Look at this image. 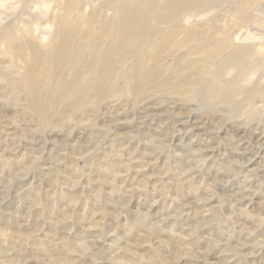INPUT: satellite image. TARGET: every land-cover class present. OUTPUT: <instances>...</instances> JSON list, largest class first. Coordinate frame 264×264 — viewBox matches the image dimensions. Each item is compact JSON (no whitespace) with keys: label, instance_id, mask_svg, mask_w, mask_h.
<instances>
[{"label":"rangeland","instance_id":"374dc122","mask_svg":"<svg viewBox=\"0 0 264 264\" xmlns=\"http://www.w3.org/2000/svg\"><path fill=\"white\" fill-rule=\"evenodd\" d=\"M130 1L0 0V264H264V0Z\"/></svg>","mask_w":264,"mask_h":264},{"label":"bare ground","instance_id":"6f19581e","mask_svg":"<svg viewBox=\"0 0 264 264\" xmlns=\"http://www.w3.org/2000/svg\"><path fill=\"white\" fill-rule=\"evenodd\" d=\"M46 1L47 0H42V2H44V3ZM126 1H129L127 6H124V7L120 8L118 11H116L119 15L118 16V23H117V31H119V32L128 31L129 25H134V23H136L138 21V18L136 16H134L130 12V9H129V6L131 5L132 2L130 0H126ZM216 1L217 0H165L164 3L162 4L161 8L158 11V17L155 19V21L153 23L146 22L144 24V28L146 29L147 33L150 32L153 28L154 29L157 28V26L160 23H170L171 24L169 27V30H167V32L164 34V36H162V38L154 45L153 57L155 59L159 58L164 47H166V45L170 44V42H172V40L174 39L173 37H174L175 32L177 31V28L180 27V25L184 24L183 20L178 19L179 16L184 15L183 13H186V11H189L190 9L191 10L195 9V11H197V10H200L201 8L206 7V6H210L211 4H214ZM142 2H144V5H146L145 8L152 7L153 5L155 6L154 0H143ZM257 2H258V0H235L234 2H232V4H233L232 7L235 8V11L238 12V16H236L235 20L232 19L237 26L240 24L241 25L246 24L247 29H251L253 27V25L250 24V22L252 20H254L253 16L250 14V10L253 8L252 6H254ZM224 4H226V2ZM222 5H220V7ZM91 18H92V13L89 15L88 20L92 21ZM187 19L188 18H186V20H184L185 23L188 22ZM202 23H203V21L198 20V21H196L195 25H196V27L201 29L202 28L201 26H203ZM106 29H107L106 25H101L100 27H98L96 30H94V37L99 38L103 33H105ZM134 36L136 39L142 38V37H140L141 36L140 34H135ZM66 41H67V36L63 35L61 37V43L63 44ZM94 41H95V38H94ZM130 42L133 43L135 41L132 40ZM231 42H232V38L230 36H228V33H225L220 38V43L218 44L219 45V47H218L219 52H223L224 50H226V48L228 47V45ZM11 43L13 44V42H11ZM244 53H245V56L243 58L238 57L233 62V64H232L233 70H237L239 72L242 70H246V69L250 68L251 64L257 60V59L254 60V58L252 56L253 54H251V48L250 47L245 48ZM260 53H261V51H260ZM62 57L64 58L65 54L62 55ZM190 63L192 64V62H190ZM252 70H254V69H251L250 73ZM135 87H136L135 84L131 83V89H134Z\"/></svg>","mask_w":264,"mask_h":264}]
</instances>
